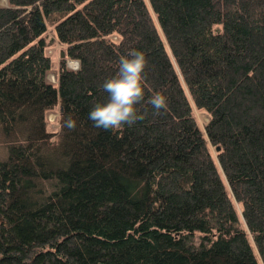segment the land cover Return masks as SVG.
Returning a JSON list of instances; mask_svg holds the SVG:
<instances>
[{
  "label": "trees",
  "instance_id": "trees-1",
  "mask_svg": "<svg viewBox=\"0 0 264 264\" xmlns=\"http://www.w3.org/2000/svg\"><path fill=\"white\" fill-rule=\"evenodd\" d=\"M7 1L0 264H264V0ZM130 49L149 61L145 119L98 129Z\"/></svg>",
  "mask_w": 264,
  "mask_h": 264
},
{
  "label": "clouds",
  "instance_id": "clouds-1",
  "mask_svg": "<svg viewBox=\"0 0 264 264\" xmlns=\"http://www.w3.org/2000/svg\"><path fill=\"white\" fill-rule=\"evenodd\" d=\"M82 67L79 60L73 61ZM149 65L144 51L130 49L119 60L116 75L104 81L102 88L108 93V100L96 103L88 113V120L93 126L102 130L119 129L124 125L131 127L137 121L145 119V114L137 107L145 99L146 68ZM168 98L162 92L152 95L148 103L152 106L154 115H160L167 108ZM77 121L71 117L63 120L62 127L74 130Z\"/></svg>",
  "mask_w": 264,
  "mask_h": 264
},
{
  "label": "rangeland",
  "instance_id": "rangeland-1",
  "mask_svg": "<svg viewBox=\"0 0 264 264\" xmlns=\"http://www.w3.org/2000/svg\"><path fill=\"white\" fill-rule=\"evenodd\" d=\"M7 2V0H1V3L3 5H7ZM49 38L53 39L52 41L54 42V45L48 50V54L52 57L53 62L52 71L49 74L48 79L52 83H56L58 74V62L62 58L61 55L62 52H64V48L55 40V36L51 31L49 32ZM71 63H73V60H67L68 67L77 70L78 67H72ZM196 115L201 126H204L205 123L208 122V117L204 113L197 112ZM59 117L60 113L58 108L47 114L48 129L50 131L56 132L59 129Z\"/></svg>",
  "mask_w": 264,
  "mask_h": 264
},
{
  "label": "water",
  "instance_id": "water-1",
  "mask_svg": "<svg viewBox=\"0 0 264 264\" xmlns=\"http://www.w3.org/2000/svg\"><path fill=\"white\" fill-rule=\"evenodd\" d=\"M66 55H65V52H62V57L64 58ZM218 150H219V148H218Z\"/></svg>",
  "mask_w": 264,
  "mask_h": 264
},
{
  "label": "bare ground",
  "instance_id": "bare-ground-1",
  "mask_svg": "<svg viewBox=\"0 0 264 264\" xmlns=\"http://www.w3.org/2000/svg\"><path fill=\"white\" fill-rule=\"evenodd\" d=\"M72 64V67H76V65L74 64V63H71ZM58 68V67H57ZM77 69H79V68H77ZM75 70V69H74Z\"/></svg>",
  "mask_w": 264,
  "mask_h": 264
}]
</instances>
